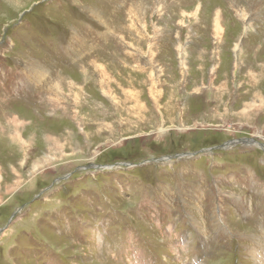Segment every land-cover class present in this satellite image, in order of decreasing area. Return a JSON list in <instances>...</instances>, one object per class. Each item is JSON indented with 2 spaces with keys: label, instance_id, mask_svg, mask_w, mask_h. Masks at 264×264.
Segmentation results:
<instances>
[{
  "label": "rangeland",
  "instance_id": "1",
  "mask_svg": "<svg viewBox=\"0 0 264 264\" xmlns=\"http://www.w3.org/2000/svg\"><path fill=\"white\" fill-rule=\"evenodd\" d=\"M0 231V264H264V0H0Z\"/></svg>",
  "mask_w": 264,
  "mask_h": 264
},
{
  "label": "water",
  "instance_id": "2",
  "mask_svg": "<svg viewBox=\"0 0 264 264\" xmlns=\"http://www.w3.org/2000/svg\"><path fill=\"white\" fill-rule=\"evenodd\" d=\"M250 140H236V141H232V142H229V143H227V144H225V145H223L222 146V148H225L226 146H229L230 144H233V143H239V142H249ZM217 149H221V147H218ZM214 149H209V151L208 152H212ZM203 152V151H202ZM188 156H192V157H195L196 155L195 154H182V155H180V156H175V157H172V158H165L164 160L163 159H161V160H163V161H169V160H172V159H179V158H184V157H188ZM161 160H158V161H161ZM130 164H117V165H115V166H124V167H128ZM115 166L113 165V166H106V165H104V166H98V165H91V166H89L88 168H90V169H95V170H112V169H114L115 168ZM21 210H22V208L21 209H19L17 212H21ZM17 215L16 214H14V218L16 217ZM13 217H12V219H13ZM12 221V220H11ZM9 226V225H8ZM2 232L3 231H0V235L2 234Z\"/></svg>",
  "mask_w": 264,
  "mask_h": 264
},
{
  "label": "bare ground",
  "instance_id": "3",
  "mask_svg": "<svg viewBox=\"0 0 264 264\" xmlns=\"http://www.w3.org/2000/svg\"><path fill=\"white\" fill-rule=\"evenodd\" d=\"M134 9V8H133ZM135 21V20H134ZM131 31V30H130ZM132 46V45H131ZM135 51V50H134ZM134 53V52H133ZM136 53V52H135ZM195 153V152H194ZM220 226V225H219Z\"/></svg>",
  "mask_w": 264,
  "mask_h": 264
}]
</instances>
